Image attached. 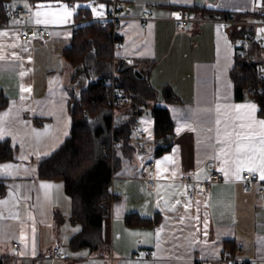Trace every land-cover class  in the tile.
Returning <instances> with one entry per match:
<instances>
[{
  "label": "crops",
  "instance_id": "obj_1",
  "mask_svg": "<svg viewBox=\"0 0 264 264\" xmlns=\"http://www.w3.org/2000/svg\"><path fill=\"white\" fill-rule=\"evenodd\" d=\"M121 2L127 17L118 27L122 44L115 55L130 57L132 61H125L148 70L158 90L157 103L166 106L173 119L170 147L154 153L153 117L143 114L136 153L127 157L117 152L120 163L111 186L115 196L104 202L105 247L68 251L66 244L81 224L70 220L71 198L64 182L40 177L38 163L69 135L72 97L97 78L72 65L63 53L82 21L83 15L76 16L78 8L88 5L90 18L105 15L108 4L9 0L8 6L30 9V21L50 26L51 34L23 40L16 28L0 29V101L5 102L0 106V142L9 141L13 153L0 159V264H229L226 248L242 262L264 264V180L253 182L250 191L242 189L241 181L249 166L261 174L264 129L259 121L264 117L257 101L236 98L233 37L214 22H191L178 29L168 18L173 8H186L193 17L222 11L257 18L264 13V0ZM146 9L152 18L144 28L139 17ZM259 30L264 33V27ZM255 54L264 64V51L255 49ZM166 85L178 100L165 99ZM123 106L115 110L116 117L129 110L128 104ZM249 157L255 164L238 169ZM151 158L156 168L147 173L144 161ZM214 167L223 170L224 177L206 195L190 197L187 190L207 179ZM150 175L156 179L154 189L147 185ZM128 213L157 218L129 224ZM15 242L21 243L20 249ZM58 244L68 257H52Z\"/></svg>",
  "mask_w": 264,
  "mask_h": 264
},
{
  "label": "trees",
  "instance_id": "obj_2",
  "mask_svg": "<svg viewBox=\"0 0 264 264\" xmlns=\"http://www.w3.org/2000/svg\"><path fill=\"white\" fill-rule=\"evenodd\" d=\"M8 1L0 0V23L10 19L6 11ZM67 1L73 3L76 0ZM100 1L109 4L111 0ZM90 10L88 5L79 7L76 16L85 14L89 17ZM195 10L205 15L210 13V9L204 7H195ZM215 13L211 11L210 16ZM115 34L112 21L102 23L91 20L75 25L71 42L63 51L64 56L72 65H81L85 72L97 75V78L84 85L79 95L72 97L70 113L73 124L69 135L59 148L38 163L40 177L59 178L64 182L71 198L70 220L81 224L80 230L72 235L68 243L71 250L88 247L94 251L105 247L102 228L107 209L104 202L115 196L111 186L120 163L117 152L120 150L127 157L136 153L138 143L134 132L140 129L138 121L145 108L149 107L154 121L156 155L170 147L173 134L170 111L157 103L158 90L152 85L148 70L137 69L136 65L116 57L118 47L115 40L122 39V36ZM254 49L264 51V43H256ZM231 73L236 98L257 101L258 113L264 117V75L260 77L261 72L238 54ZM112 76L121 81L124 91L130 96V109L123 117H116L118 106L112 99L111 86L105 82ZM162 94L165 99L178 100L168 85L163 88ZM4 103L0 101V106ZM12 155L9 141L0 142V159H8ZM156 218L135 213L126 215L129 224L149 223ZM242 264L250 263L243 261Z\"/></svg>",
  "mask_w": 264,
  "mask_h": 264
},
{
  "label": "built area",
  "instance_id": "obj_3",
  "mask_svg": "<svg viewBox=\"0 0 264 264\" xmlns=\"http://www.w3.org/2000/svg\"><path fill=\"white\" fill-rule=\"evenodd\" d=\"M99 0H90V6L98 5ZM7 13L10 15L9 20H5L0 23V29L16 28L19 31L21 39L26 40L31 35H46L51 34V27L43 24H36L30 21L32 11L21 7L7 6ZM127 15L124 13L123 4L121 0H111L108 4L107 13L103 16L87 17L83 15L82 21L84 23L91 20H99L102 23L106 21H112L115 25L116 32L118 35V27L122 19L126 18ZM142 20V26L146 28L148 26L149 19L152 18V13L149 10H144L140 15ZM168 18L173 20L178 29H182L187 23H199V22H214L220 25L224 30L228 31L233 37L236 51L238 55L243 56L249 64L254 66L257 71H260V77L264 75V64L258 60L255 54L254 45L256 43H264V33L260 32V28L264 27V14L257 18H246L236 14L226 15L222 11L216 12L213 16L207 17H193L190 11L186 8H173L169 11ZM122 39H116V47H120ZM126 61H132V58L126 57ZM106 84L112 88V99L114 103L121 107L130 101V96L126 94L124 88L121 85V81L115 76L108 77L105 79ZM140 135L143 134L141 129L138 130ZM144 168L147 173L154 171L156 168L155 159L151 158L144 161ZM224 177V172L221 169L213 168L208 175L207 179L198 181L193 187L187 190L190 197L198 195H206L214 182L221 180ZM182 179L186 182L189 181V176L184 175ZM260 180L258 173H250L249 171H243L241 176L242 189L244 191L252 190V183ZM156 179L153 176H147V185L150 189L155 188ZM259 192H263V187L259 188ZM14 246L20 249L21 243L15 242ZM135 256V255H134ZM54 259L68 257V252L58 244L53 249ZM224 259L229 264H242V261L235 256H232L230 248L224 249ZM203 264V263H201Z\"/></svg>",
  "mask_w": 264,
  "mask_h": 264
},
{
  "label": "snow or ice",
  "instance_id": "obj_4",
  "mask_svg": "<svg viewBox=\"0 0 264 264\" xmlns=\"http://www.w3.org/2000/svg\"><path fill=\"white\" fill-rule=\"evenodd\" d=\"M70 15V13H69ZM239 107V106H237ZM247 107H249L252 111H255V106L254 105H248ZM255 123V121H254ZM259 124L261 126L262 129H264V121H259ZM247 139V137H245ZM261 144L262 146H264V139L261 140ZM241 150V146L238 144L237 145V151L239 152ZM259 160H260V164H259V168H260V179L261 180H264V150L261 151V155L259 157ZM252 164L254 165L255 164V161L253 160L252 157H249L247 161H240L239 164H238V169L239 167L241 166H244L245 164ZM4 167H10V165H6ZM250 173H253L256 171V167L255 166H249L248 169H247ZM237 178H239V176L237 175Z\"/></svg>",
  "mask_w": 264,
  "mask_h": 264
},
{
  "label": "rangeland",
  "instance_id": "obj_5",
  "mask_svg": "<svg viewBox=\"0 0 264 264\" xmlns=\"http://www.w3.org/2000/svg\"><path fill=\"white\" fill-rule=\"evenodd\" d=\"M126 104H129V102L126 103ZM126 104H125V105H126ZM125 105H124V106H125ZM124 106H123V107H124ZM129 109H130V108H129ZM148 114H151V113H150V110H149V107H148V108H145V111H144V115H148ZM137 137H138V135H137V131H135V132H134V138L137 139ZM65 244H66V243H65ZM68 246H69V245L66 244V248H68V251L73 252L71 249H69Z\"/></svg>",
  "mask_w": 264,
  "mask_h": 264
},
{
  "label": "water",
  "instance_id": "obj_6",
  "mask_svg": "<svg viewBox=\"0 0 264 264\" xmlns=\"http://www.w3.org/2000/svg\"><path fill=\"white\" fill-rule=\"evenodd\" d=\"M127 12V11H126Z\"/></svg>",
  "mask_w": 264,
  "mask_h": 264
}]
</instances>
